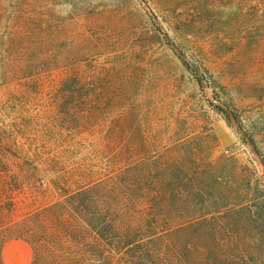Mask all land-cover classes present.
<instances>
[{
  "label": "rangeland",
  "instance_id": "374dc122",
  "mask_svg": "<svg viewBox=\"0 0 264 264\" xmlns=\"http://www.w3.org/2000/svg\"><path fill=\"white\" fill-rule=\"evenodd\" d=\"M33 6L35 17L62 19L65 29L55 25L39 45L52 55L38 57L45 79L0 89V250L20 237L31 245V264H264V18L257 0ZM177 51L222 87L201 89ZM71 77L81 85H64ZM185 137H198L195 147L208 140L217 160L227 158L205 196L192 205L182 199L184 220L209 215L175 221L181 228L155 243L167 255L143 246L117 253L114 236H128L129 228H114L115 213L105 206L72 208L70 196L164 146L179 152L174 146Z\"/></svg>",
  "mask_w": 264,
  "mask_h": 264
},
{
  "label": "trees",
  "instance_id": "16d2710c",
  "mask_svg": "<svg viewBox=\"0 0 264 264\" xmlns=\"http://www.w3.org/2000/svg\"><path fill=\"white\" fill-rule=\"evenodd\" d=\"M8 1L0 0V89L21 88L31 84L33 80L45 79L48 72L40 65H45L42 60H47L48 57L51 59L52 55L43 51L42 46L47 43L55 25L65 29L62 19H47L46 15L43 18L35 17V0H10V5ZM257 3L264 18V0H257ZM251 45L257 48L259 44L253 42ZM241 47L249 48V43L244 42ZM177 53L183 66L201 89L209 87L217 91L216 85L222 87L203 64L190 61L184 51ZM80 81L79 77H71L64 80V85L71 82L76 88L81 85ZM215 108L228 119L231 118L229 110ZM72 109L74 108L70 109L71 112L74 111ZM238 117L241 118L239 115ZM81 119L87 121L83 114L78 118L80 124ZM239 123L242 127L243 122L239 120ZM191 139H178L174 148H178L179 152L164 146L154 156L141 158L121 167L102 182L81 186L69 198L74 203L72 208L80 210L87 205L95 210L105 206L115 213L116 219L113 216L110 223L119 229L124 225L130 232L128 236L120 233L114 236V240L118 241L119 254L131 253L135 248L143 246L149 255H167L168 251L156 249L155 243L180 229L183 223L193 224L196 219L203 220L209 215L187 216V220H184L182 209L188 210L187 203L191 204L195 199L205 196L211 183L218 184L220 168L227 162L225 156L218 160L215 158L213 150L216 146L212 147L208 140L195 147L198 137L194 140L195 143ZM245 141L258 157H263L253 136L246 135ZM5 144V139L0 134V148ZM183 198L190 201L184 204ZM205 203L198 202L195 207L210 209L211 206ZM182 219L185 221L182 224L172 225ZM105 223L109 224V221ZM114 231L118 232V229ZM13 240L23 238L16 237Z\"/></svg>",
  "mask_w": 264,
  "mask_h": 264
},
{
  "label": "crops",
  "instance_id": "0c3cea01",
  "mask_svg": "<svg viewBox=\"0 0 264 264\" xmlns=\"http://www.w3.org/2000/svg\"><path fill=\"white\" fill-rule=\"evenodd\" d=\"M3 264H31L32 248L24 240L8 241L2 249Z\"/></svg>",
  "mask_w": 264,
  "mask_h": 264
}]
</instances>
